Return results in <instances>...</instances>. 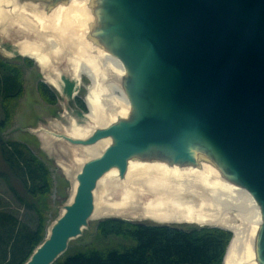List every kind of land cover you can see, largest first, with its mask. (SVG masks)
<instances>
[{
  "label": "water",
  "instance_id": "water-1",
  "mask_svg": "<svg viewBox=\"0 0 264 264\" xmlns=\"http://www.w3.org/2000/svg\"><path fill=\"white\" fill-rule=\"evenodd\" d=\"M100 11L93 35L123 63L134 112L68 138L111 143L83 163L73 198L24 264H54L92 221L105 173L123 177L131 157L156 151L175 163L209 157L253 196L264 264V0H103Z\"/></svg>",
  "mask_w": 264,
  "mask_h": 264
},
{
  "label": "bare ground",
  "instance_id": "bare-ground-1",
  "mask_svg": "<svg viewBox=\"0 0 264 264\" xmlns=\"http://www.w3.org/2000/svg\"><path fill=\"white\" fill-rule=\"evenodd\" d=\"M102 2L0 0V51L13 56L3 46L9 42L14 51L33 58L46 80L61 93L67 86L66 93L75 95L83 75L92 82L86 94L89 111L84 117H73L70 126L52 119L50 130L43 124L32 129L33 133L40 131L48 143L51 137L72 152L71 163L60 161L72 181L70 200L83 163L111 143L110 138L92 145L70 139L87 140L97 128L127 120L134 112L123 84V63L93 35L99 27ZM11 26L17 29L8 33ZM2 32H7V37ZM107 216L231 229L225 264H260L256 238L263 221L261 209L253 196L227 178L209 157L196 164L175 163L158 151L131 157L123 177L119 169L112 168L98 182L92 220Z\"/></svg>",
  "mask_w": 264,
  "mask_h": 264
},
{
  "label": "trees",
  "instance_id": "trees-1",
  "mask_svg": "<svg viewBox=\"0 0 264 264\" xmlns=\"http://www.w3.org/2000/svg\"><path fill=\"white\" fill-rule=\"evenodd\" d=\"M25 61L33 65L32 59L26 57ZM38 91L46 103H56V94L47 84L39 82ZM23 92L22 68L0 58V134L12 124ZM77 102L86 109L82 100ZM0 178L37 218L32 228L7 210L0 198V264H24L45 239L53 178L47 164L17 140H5L2 145ZM232 236L231 231L219 227L185 229L106 218L99 220L93 242L71 244L54 264H222Z\"/></svg>",
  "mask_w": 264,
  "mask_h": 264
},
{
  "label": "rangeland",
  "instance_id": "rangeland-1",
  "mask_svg": "<svg viewBox=\"0 0 264 264\" xmlns=\"http://www.w3.org/2000/svg\"><path fill=\"white\" fill-rule=\"evenodd\" d=\"M11 27H9L8 33L15 32V29H17V27ZM8 33L2 32V34L6 35V37ZM14 35L16 34L14 33ZM8 44L9 45L3 46L6 47L9 51H12L13 56L6 55L2 51H0V58L4 61L16 64L22 68L24 92L22 97L18 99V103L14 109L13 122L5 130L3 136L5 140H17L27 144L31 148V150L47 164L51 172V176L53 178V187L52 193L49 198V208L46 211V237L49 227L53 224L57 217H59L63 210L64 204L69 200L70 195L72 193V181L68 176L67 172L63 169L60 164V161L71 163L70 155L72 154V152H70L69 149L61 147L62 142L53 138L51 139V137L49 138L50 142L48 143L45 139H43V137L40 136V131L38 133H33L32 129L39 128V126L43 124L45 125L44 128L48 126L46 129L50 130L51 126L49 121L52 119H58L61 124H64L65 126H70L71 119L73 117H79L81 115L84 117L85 114L89 111L86 102V94H88V86H90L92 82L87 75H83V83L79 87V91L75 95L69 92L66 93L67 86L65 88L64 93H61L55 86H53L46 80L44 76V71H42L41 66L33 58L19 54L18 52L14 51L11 43L8 42ZM26 57L33 60V65L27 64V62L25 61ZM39 82H44L52 90H54L56 94L55 104H48L41 98L38 91ZM77 99H80L84 102L86 109H83L81 106L78 105ZM1 117L2 107L0 104V118ZM0 198L3 200V202L7 204V210L14 211L19 217L23 218L25 222L29 223L32 228L36 227L37 218L34 212L27 209L20 203L16 194L12 192L6 182L1 178ZM129 221L136 223L160 224L150 219ZM98 222V219L92 220L88 228L84 230L83 235L76 238L75 240H72L70 245L72 244V247L81 246L93 242L95 239L94 237L97 233ZM166 224L185 229L214 227L201 226L198 224L191 223ZM99 244L102 245L104 243ZM224 260L225 257L223 259L222 264H225Z\"/></svg>",
  "mask_w": 264,
  "mask_h": 264
}]
</instances>
